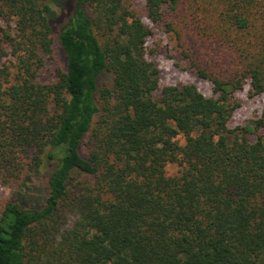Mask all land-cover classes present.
Masks as SVG:
<instances>
[{
    "label": "trees",
    "instance_id": "trees-1",
    "mask_svg": "<svg viewBox=\"0 0 264 264\" xmlns=\"http://www.w3.org/2000/svg\"><path fill=\"white\" fill-rule=\"evenodd\" d=\"M145 8L225 47V74L196 66L214 96L159 87L127 0H0V264H264V109L228 126L245 79L264 95V0Z\"/></svg>",
    "mask_w": 264,
    "mask_h": 264
},
{
    "label": "rangeland",
    "instance_id": "rangeland-1",
    "mask_svg": "<svg viewBox=\"0 0 264 264\" xmlns=\"http://www.w3.org/2000/svg\"><path fill=\"white\" fill-rule=\"evenodd\" d=\"M127 3L132 11L153 31V35L147 39L145 45H147L149 52L148 57L159 68V87L193 83L205 96H214L212 83L197 74L196 66L214 74L224 73L225 69H231L233 63L215 56V53H219L221 48L225 47L219 45V43H213L210 37L202 35V33L199 34L203 30L192 23L185 25L178 22L177 18L183 9L175 13L173 20L166 15V18L171 20L174 29L171 32H165L160 23H154L147 17L145 0H127ZM65 12L67 10L60 13L61 18L65 16ZM0 24L5 25L2 21H0ZM13 61L10 57L5 60L11 71H15ZM58 64L64 65V57L57 44H55L52 55L46 57L44 65L39 69L38 79L40 81L52 79L54 67ZM233 98L239 105L233 111L228 126L230 128L251 127L253 120L264 109V95H251L249 79H245L242 88L234 92ZM249 135L251 139L255 138L254 133ZM165 169L167 174L175 175L178 173L179 166L175 163H168ZM37 178L38 176H32L31 183L39 187ZM9 194L10 189L0 184V209ZM73 220V218H70L67 224L68 227L72 225Z\"/></svg>",
    "mask_w": 264,
    "mask_h": 264
}]
</instances>
